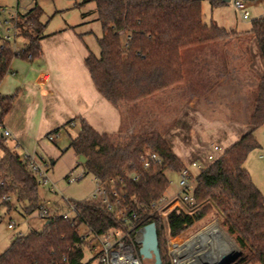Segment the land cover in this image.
Instances as JSON below:
<instances>
[{
  "label": "trees",
  "instance_id": "obj_1",
  "mask_svg": "<svg viewBox=\"0 0 264 264\" xmlns=\"http://www.w3.org/2000/svg\"><path fill=\"white\" fill-rule=\"evenodd\" d=\"M88 3L94 5L101 36L97 39L99 54L89 52L84 64L96 90L116 108L182 84L184 50L224 41L235 34L204 24L201 0H81L78 7ZM219 3L221 0H210L211 5ZM42 17L43 10L35 4L13 19L14 38L26 41L22 49H15V41L0 38V83L14 58L30 55L27 59L32 61L41 56L40 41L46 27ZM250 32L264 68V16L250 21ZM256 86L247 130L195 176L189 211L174 208L164 219L157 208L169 186L165 172L179 173L185 165L161 133H133L127 136V143L118 144L82 118L50 132L77 125L78 133L69 137L66 150L86 159L76 167L82 166L85 174L107 187L110 201L118 202L116 209L122 210L123 218H116L97 199L70 201L77 216L48 218L41 231L13 238L9 247L0 251V264H101L96 257L84 261L87 241L79 232L81 225L96 235L119 228L132 238L149 223L156 228L162 264H170L168 238H176L211 213L219 216L221 227L242 252L231 264H264V196L244 168L249 153L259 148L255 132L264 125V70ZM14 98L0 97V128ZM16 149V145H7L0 132V207L10 210L18 206L29 215L40 202L39 184L28 168L27 157ZM147 152L155 153L160 163L143 169L140 158ZM126 166L128 174L123 171ZM136 173L139 178L133 181L128 175ZM6 197L10 200L5 201Z\"/></svg>",
  "mask_w": 264,
  "mask_h": 264
},
{
  "label": "rangeland",
  "instance_id": "obj_2",
  "mask_svg": "<svg viewBox=\"0 0 264 264\" xmlns=\"http://www.w3.org/2000/svg\"><path fill=\"white\" fill-rule=\"evenodd\" d=\"M239 1L244 3V10L249 13L248 18H241L243 10L235 9L233 0L229 2L221 0L222 3L217 5H211L210 0H201L203 23L216 25L235 34L224 41L184 50L182 52L184 82L154 97L135 104L123 105L126 107L123 110L121 124L124 133L118 138L114 137V143H127V136L133 133L135 135L151 131L161 133L183 165L197 161L205 168L222 152L212 151L209 147L211 144L216 143L226 149L247 130V118L252 112L256 98V85L264 70L258 47L250 32V21L264 16V0ZM80 3L81 0H9L7 12L0 20L9 19V12H14L15 15L23 14L35 4L43 10L42 22L46 24V32L64 25L67 19L78 22L82 20L76 26L77 33L88 43L92 52L98 55L97 39L101 36V27L94 12V5L88 3L78 7ZM69 11L71 12L66 14ZM4 33L10 36L9 41H15V49L19 50L25 46L24 39L13 37L11 28L8 32L1 33L0 38L5 36ZM230 56L239 58L230 60ZM60 133L61 136L56 143L47 141L44 143L49 153L40 147L37 148L35 159L38 164L45 167L50 181L48 186L39 185L38 196L39 200L45 202L52 210L67 213L65 200L89 199L96 181L92 175L85 174L82 166L76 167L77 158L72 150L64 151L69 137H75L78 128L73 127L68 133L66 131ZM255 137L259 148L249 153L244 168L264 196V125L255 132ZM5 142L11 145V138L5 137ZM16 151L19 153L18 148ZM209 154L213 155L212 161L207 159ZM51 160L53 164L50 163ZM82 174L84 176L81 179L71 182ZM165 175L169 186L163 196L165 202L159 204L158 214L162 219L174 208L188 212L190 207L178 197L180 191L178 173L166 171ZM52 185L53 191L50 190ZM11 203L16 205L13 199ZM45 223V220L37 217L36 212L25 215L18 206L10 210L1 207L0 251L9 247L13 234L41 231ZM8 224L14 225L12 230L7 229ZM211 231L217 233L215 248L212 245H210L212 250L205 248L207 237L200 238V243H195L194 240L192 244V240L198 235ZM79 232L81 235L87 233L85 225L79 227ZM225 234L219 216L211 213L176 238H168L166 255L170 264H199L205 260L204 255L210 250L216 254L228 250L237 252V246ZM89 239L90 235L87 241ZM136 248L138 249L139 245ZM83 254L84 261L94 256L87 246L84 247ZM141 262L153 264L152 259L141 258Z\"/></svg>",
  "mask_w": 264,
  "mask_h": 264
},
{
  "label": "crops",
  "instance_id": "obj_3",
  "mask_svg": "<svg viewBox=\"0 0 264 264\" xmlns=\"http://www.w3.org/2000/svg\"><path fill=\"white\" fill-rule=\"evenodd\" d=\"M8 2L0 0V18L7 12ZM9 14V18L15 15ZM80 22L67 19L64 25L45 31L41 56L32 61L14 58L0 83V97L15 96L2 128L9 131L11 145L24 156L35 157L38 147L49 153L44 144L46 135L76 118L84 119L100 134L119 137L124 133L121 124L126 107L116 108L99 94L84 64L92 50L77 33ZM238 58L230 56V60ZM66 129L68 133L70 128ZM213 145L222 150L220 154L225 150Z\"/></svg>",
  "mask_w": 264,
  "mask_h": 264
},
{
  "label": "built area",
  "instance_id": "obj_4",
  "mask_svg": "<svg viewBox=\"0 0 264 264\" xmlns=\"http://www.w3.org/2000/svg\"><path fill=\"white\" fill-rule=\"evenodd\" d=\"M233 6L238 11H242L241 18H248L249 13L244 10L245 5L243 2L239 0H233ZM16 17V15H13L9 19L0 20V34L3 32H8L11 28L13 31V37H14V25H13V19ZM6 28V29H5ZM3 39L10 40V36L6 33H4ZM28 59H30V55L27 56ZM1 135L4 137H9L10 133L8 130H5L3 128H0ZM61 136V133H49L46 135V140L51 143H56ZM210 149L215 152H220L216 146L213 144L210 146ZM220 154V153H219ZM28 159V168L30 172L33 174V176L36 178L39 185L48 186L50 181L47 176V172L45 170V167L43 168L40 164L37 163L35 157L33 156H26ZM141 163L143 166V169L150 168L153 164H159L160 159L155 153L147 152L145 155H143L141 158ZM207 159L209 161L213 160V155L209 154L207 156ZM130 166V164L128 165ZM126 166L123 171L128 174ZM203 169L201 164L197 161H192L190 164H187L184 166V168L178 173V186H179V193L178 197L181 199V201L185 204H193V198H192V192L194 189V178L195 176ZM197 172V173H195ZM133 181L138 180L139 174L136 173L134 175H128ZM82 176L71 180L76 181L77 179H81ZM68 178V177H67ZM51 191L54 190L53 185L50 188ZM113 196H117L115 192H113ZM91 199H97L100 200L102 204L106 206V208L115 214V217L118 219L123 218L122 210L116 209L118 202L116 204L112 203L109 199L107 187L103 184H100L99 182L95 183V189L90 197ZM5 201H9L10 198L6 197L4 198ZM165 202V199L162 198L159 201V204ZM65 204L67 206L68 212L66 213H59L57 210H52V208H49L48 205L40 201L35 212L39 219L47 220L48 218L54 217V216H62L63 219L67 218H74L77 216V213L75 211L74 206L70 203V201L65 200ZM159 204L158 208L159 209ZM157 205V204H156ZM1 208V207H0ZM124 222H127L125 219H123ZM12 224L7 225L8 230L13 229ZM133 229L130 228V230ZM140 230H137L133 237H129L128 233H124L121 229H112L108 231L107 233L103 235H96L92 232H87L84 237H87L90 235V239L87 241V247L93 252L94 256L101 264H142L141 257L138 254V249L136 246L138 245V239L140 236ZM23 234H13L12 239Z\"/></svg>",
  "mask_w": 264,
  "mask_h": 264
},
{
  "label": "water",
  "instance_id": "obj_5",
  "mask_svg": "<svg viewBox=\"0 0 264 264\" xmlns=\"http://www.w3.org/2000/svg\"><path fill=\"white\" fill-rule=\"evenodd\" d=\"M225 2H229L230 0H224ZM78 163L84 164L86 162V159L83 156L78 157ZM226 235V234H225ZM228 237V235H226ZM138 254L142 259H152L153 264H162L161 256H160V250L158 246V238L156 234V228L154 223H149L145 226H143L140 230V236L138 239ZM237 252L234 251H225V252H218L216 254L213 251L207 252L205 258L207 257H218L219 262L217 263H211L203 260L199 264H231L233 263L236 259H238L242 252L241 250L237 247Z\"/></svg>",
  "mask_w": 264,
  "mask_h": 264
},
{
  "label": "bare ground",
  "instance_id": "obj_6",
  "mask_svg": "<svg viewBox=\"0 0 264 264\" xmlns=\"http://www.w3.org/2000/svg\"><path fill=\"white\" fill-rule=\"evenodd\" d=\"M219 233H220V232H219ZM216 234H217V233L212 232V231H211L210 233H207V232L204 233V232H203L201 235H198L197 238L193 239V240H192L193 242H192V241H191V242H192V244H193V243H194V240H196L195 243H196V242H199V243H200V242H201V241H200V238H202V237H203V238H204V237H207V241H208V242H206V244H204L205 248H206V247L210 248V245H212V247L215 248V247H216V246H215V245H216V244H215V243H216V242H215V237L217 236ZM203 235H204V236H203ZM218 236H219V235H218ZM217 238H218V237H217ZM191 242H190V243H191ZM190 243H188V244H190ZM203 243H204V242H203ZM217 243H218V242H217ZM225 243H226V242H225ZM210 249H211V248H210ZM210 249H209V250H210ZM202 250H203V249H202ZM211 250H212V249H211ZM211 250H210V251H211ZM233 250H234V249H233ZM213 252H214V251H213ZM205 259H207V260H206L207 262H211V263H217V262H219V258H218V257H207V258H205ZM199 262H200V261H199Z\"/></svg>",
  "mask_w": 264,
  "mask_h": 264
}]
</instances>
